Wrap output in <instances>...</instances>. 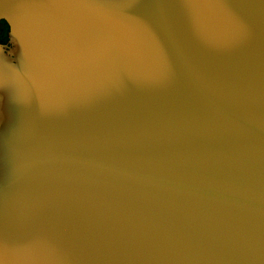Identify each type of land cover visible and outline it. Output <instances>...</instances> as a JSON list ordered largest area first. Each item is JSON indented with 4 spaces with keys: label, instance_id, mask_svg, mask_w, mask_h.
Wrapping results in <instances>:
<instances>
[{
    "label": "water",
    "instance_id": "1",
    "mask_svg": "<svg viewBox=\"0 0 264 264\" xmlns=\"http://www.w3.org/2000/svg\"><path fill=\"white\" fill-rule=\"evenodd\" d=\"M0 264H264V0H0Z\"/></svg>",
    "mask_w": 264,
    "mask_h": 264
},
{
    "label": "flooded vegetation",
    "instance_id": "2",
    "mask_svg": "<svg viewBox=\"0 0 264 264\" xmlns=\"http://www.w3.org/2000/svg\"><path fill=\"white\" fill-rule=\"evenodd\" d=\"M0 40L3 43L10 44L9 27L5 21L0 22Z\"/></svg>",
    "mask_w": 264,
    "mask_h": 264
},
{
    "label": "rangeland",
    "instance_id": "3",
    "mask_svg": "<svg viewBox=\"0 0 264 264\" xmlns=\"http://www.w3.org/2000/svg\"><path fill=\"white\" fill-rule=\"evenodd\" d=\"M10 47H11V49L9 50V53H11V50L14 49V44L11 43V44H10Z\"/></svg>",
    "mask_w": 264,
    "mask_h": 264
}]
</instances>
